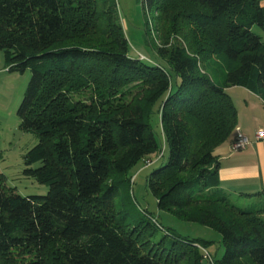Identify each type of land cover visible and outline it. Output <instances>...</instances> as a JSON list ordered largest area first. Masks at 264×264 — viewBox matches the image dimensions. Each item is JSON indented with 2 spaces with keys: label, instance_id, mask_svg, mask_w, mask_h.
<instances>
[{
  "label": "trees",
  "instance_id": "1",
  "mask_svg": "<svg viewBox=\"0 0 264 264\" xmlns=\"http://www.w3.org/2000/svg\"><path fill=\"white\" fill-rule=\"evenodd\" d=\"M261 2L144 0L173 76L130 54L117 0H0L6 65L31 71L17 113L38 142L24 174L48 186L24 196L0 174L1 264L22 254L24 264H211L199 249L207 241L171 232L146 208L136 217L124 198L130 170L161 151L155 112L170 150L147 178L159 209L217 230L216 264H264V208L230 198L215 154L238 127L228 89L264 101V41L253 32L264 28ZM212 57L223 60L224 85L206 69Z\"/></svg>",
  "mask_w": 264,
  "mask_h": 264
},
{
  "label": "rangeland",
  "instance_id": "2",
  "mask_svg": "<svg viewBox=\"0 0 264 264\" xmlns=\"http://www.w3.org/2000/svg\"><path fill=\"white\" fill-rule=\"evenodd\" d=\"M117 8L119 20L128 39L130 54L134 57L142 58L149 64L160 62L174 76V72L169 67L167 60L158 53V47L162 45V41L159 33L154 29L157 13L154 11L149 12L144 0H117ZM253 32L264 41L263 27L255 25ZM176 40L182 41L175 36L172 38V43H175ZM212 58V60L206 61V69L210 71L219 85H224L226 77L225 71L222 70L223 60L219 57ZM30 78V70L25 73L10 72L6 65L4 54L0 51V174L4 175V182L8 187L14 188L17 193L24 196L46 195L48 193V186L40 184L33 177H28L24 174V170L27 167L25 155L38 142V137L35 134L22 130L20 126L21 119L17 113ZM230 88L228 93L240 105L239 102L246 98V94L244 95L243 93L245 92L244 89L242 87H237L238 89ZM245 116L253 118L248 113ZM253 122H255L253 119L249 120V123ZM151 123L154 132L160 139L161 151L152 157L155 160L153 164H148L152 163V159L141 161L130 170L132 177L127 189H123L124 198L131 199L130 196H133L132 213L136 217L144 216L141 209L146 208L171 232L184 238L207 241L208 248L202 246L199 249L202 251L205 261L216 264L213 257L217 260L221 259L225 250L222 235L213 228L197 222L186 221L170 212L161 211L158 207L157 198L147 184V178L150 173L161 164L166 163L170 154L169 146L164 142L162 136V126L158 112L151 116ZM260 124L264 126L263 121ZM159 156H161L160 159ZM37 165L39 164L34 167ZM128 191L131 192L129 193ZM229 196L240 207L264 208V196L258 198L256 196L252 198L244 196L238 201L237 199L236 201L234 200L235 196ZM262 216L264 217V213ZM162 235V232L159 231L156 239H160ZM27 257L23 254L17 256L16 262H11L10 264H24L27 261Z\"/></svg>",
  "mask_w": 264,
  "mask_h": 264
},
{
  "label": "crops",
  "instance_id": "3",
  "mask_svg": "<svg viewBox=\"0 0 264 264\" xmlns=\"http://www.w3.org/2000/svg\"><path fill=\"white\" fill-rule=\"evenodd\" d=\"M261 4L264 7V0ZM237 87L239 86L232 88L238 89ZM243 89L246 98L239 102L240 105L234 102L239 115L238 127L248 135L251 143L245 149L233 152L232 140L229 139L216 148L215 154L220 161L221 187L232 196L250 197L264 191V139L256 137L257 130L264 129L260 124L261 121L264 122V101L252 91ZM247 113L253 118L246 117ZM250 119L255 122L249 123Z\"/></svg>",
  "mask_w": 264,
  "mask_h": 264
},
{
  "label": "built area",
  "instance_id": "4",
  "mask_svg": "<svg viewBox=\"0 0 264 264\" xmlns=\"http://www.w3.org/2000/svg\"><path fill=\"white\" fill-rule=\"evenodd\" d=\"M235 132L236 133L233 142L231 144V150L233 152L243 150L251 143L250 138L248 137L247 134H245V132L242 131L241 128L237 127ZM256 137L258 139H264V130L263 129L257 130ZM148 164L151 165L152 163H148Z\"/></svg>",
  "mask_w": 264,
  "mask_h": 264
}]
</instances>
